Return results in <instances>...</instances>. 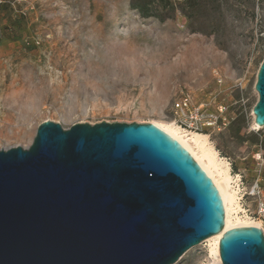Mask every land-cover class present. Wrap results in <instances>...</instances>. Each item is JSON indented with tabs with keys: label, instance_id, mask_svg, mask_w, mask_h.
<instances>
[{
	"label": "rangeland",
	"instance_id": "374dc122",
	"mask_svg": "<svg viewBox=\"0 0 264 264\" xmlns=\"http://www.w3.org/2000/svg\"><path fill=\"white\" fill-rule=\"evenodd\" d=\"M143 17L131 0H0V149L29 147L50 120L174 123L176 98L222 101L207 130L230 167L241 214L264 233V126L254 125L264 0H170ZM209 239V238H207ZM205 239L174 264H209Z\"/></svg>",
	"mask_w": 264,
	"mask_h": 264
},
{
	"label": "water",
	"instance_id": "95a60500",
	"mask_svg": "<svg viewBox=\"0 0 264 264\" xmlns=\"http://www.w3.org/2000/svg\"><path fill=\"white\" fill-rule=\"evenodd\" d=\"M254 121L264 126V60ZM201 163L154 122L47 120L0 149V264H174L221 234V264H264V233L225 229Z\"/></svg>",
	"mask_w": 264,
	"mask_h": 264
},
{
	"label": "bare ground",
	"instance_id": "6f19581e",
	"mask_svg": "<svg viewBox=\"0 0 264 264\" xmlns=\"http://www.w3.org/2000/svg\"><path fill=\"white\" fill-rule=\"evenodd\" d=\"M157 125L168 131L183 146H185L193 156L201 163L208 172L214 183L218 187L226 208L225 229L236 226L254 225L262 227L261 222L252 220L246 213L241 214L240 205L237 200V193L231 186L230 167L228 162L221 158L218 151L210 141L209 135L202 132L187 133L175 123H161L155 121ZM256 128H262L255 122ZM221 234L213 235L206 241L210 244V252L213 255L209 264H221L219 241Z\"/></svg>",
	"mask_w": 264,
	"mask_h": 264
},
{
	"label": "built area",
	"instance_id": "2783aa9c",
	"mask_svg": "<svg viewBox=\"0 0 264 264\" xmlns=\"http://www.w3.org/2000/svg\"><path fill=\"white\" fill-rule=\"evenodd\" d=\"M174 123L187 133L222 130L231 123L229 106L222 101L197 104L190 92L182 94L173 102Z\"/></svg>",
	"mask_w": 264,
	"mask_h": 264
},
{
	"label": "trees",
	"instance_id": "16d2710c",
	"mask_svg": "<svg viewBox=\"0 0 264 264\" xmlns=\"http://www.w3.org/2000/svg\"><path fill=\"white\" fill-rule=\"evenodd\" d=\"M159 3L165 9L170 7V0H131V7L140 12L143 17H152L157 15L154 10V5Z\"/></svg>",
	"mask_w": 264,
	"mask_h": 264
}]
</instances>
